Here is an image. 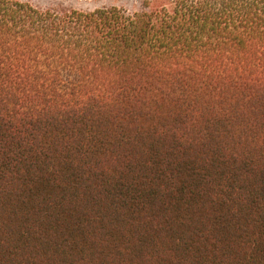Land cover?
I'll return each instance as SVG.
<instances>
[{
	"label": "trees",
	"instance_id": "16d2710c",
	"mask_svg": "<svg viewBox=\"0 0 264 264\" xmlns=\"http://www.w3.org/2000/svg\"><path fill=\"white\" fill-rule=\"evenodd\" d=\"M0 264H264V0H0Z\"/></svg>",
	"mask_w": 264,
	"mask_h": 264
},
{
	"label": "rangeland",
	"instance_id": "374dc122",
	"mask_svg": "<svg viewBox=\"0 0 264 264\" xmlns=\"http://www.w3.org/2000/svg\"><path fill=\"white\" fill-rule=\"evenodd\" d=\"M42 8L93 10L100 7L117 6L136 9L146 0H20Z\"/></svg>",
	"mask_w": 264,
	"mask_h": 264
}]
</instances>
